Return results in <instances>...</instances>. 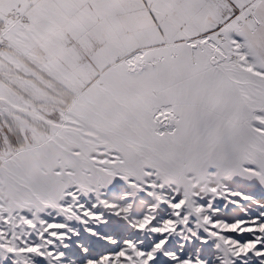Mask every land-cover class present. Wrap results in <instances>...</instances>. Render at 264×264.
I'll return each instance as SVG.
<instances>
[{"label":"snow or ice","instance_id":"snow-or-ice-1","mask_svg":"<svg viewBox=\"0 0 264 264\" xmlns=\"http://www.w3.org/2000/svg\"><path fill=\"white\" fill-rule=\"evenodd\" d=\"M0 264H264V0H0Z\"/></svg>","mask_w":264,"mask_h":264}]
</instances>
